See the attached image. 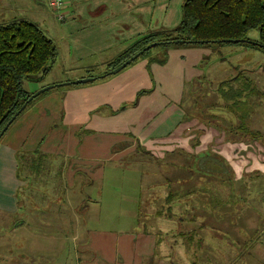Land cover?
<instances>
[{"label":"crops","instance_id":"obj_1","mask_svg":"<svg viewBox=\"0 0 264 264\" xmlns=\"http://www.w3.org/2000/svg\"><path fill=\"white\" fill-rule=\"evenodd\" d=\"M183 1L67 0L65 20L56 19L55 22L61 26L68 50L65 55H60L57 50V59L62 56L65 68L79 67L77 62L90 60L91 77L88 78H93L92 71L102 67L105 72L107 65L139 36L176 27L181 20ZM45 3L47 0H0V26L25 20L39 28L47 21L38 13L40 7L45 8ZM50 23L56 26L53 21ZM208 54L209 50L204 48L154 52L127 65L112 78L92 81L90 86L71 89L58 98L57 95H45L35 101L0 139L1 218L21 219L17 212L18 194L25 183H32V180L27 182L18 178L17 161L21 157L40 154L45 159H60L63 177H66L62 182L70 189L78 184L73 183L77 176L84 177L82 174L90 175V172L99 176V162L103 159L124 156L137 146L155 157L178 148L199 154L202 157L200 168L208 162L206 168L215 171L227 164L234 174L231 200L235 204L231 210L230 240L217 232L208 233L213 240L223 242L227 260L211 258L217 248L203 244L196 257L193 255L192 259L188 255L192 260H179L183 264H264V212L256 207L254 183H248L249 175L255 171L264 179V158L255 154L250 143L227 142L221 132L196 119H184V95L201 71L202 58ZM149 59L165 60V63L149 62ZM142 91L146 93L137 97ZM80 131L85 134L78 137ZM197 131H200L199 135ZM196 141L198 145L194 146ZM51 168H43L42 173L48 174ZM246 177L250 179L246 180ZM250 188L252 191L249 192ZM237 189L242 191L239 193ZM263 198L260 199L261 207ZM250 213L251 218L256 217L259 221L254 229L243 223ZM160 219L173 224L172 220ZM162 226V223H156V232L151 228L122 236L104 232L107 238L99 240L102 245L98 247L94 233L86 230L88 241L80 250L102 257V264H146L148 260V264H170L168 255L159 254V248L162 252L175 249L172 246L170 249L166 241L161 242L160 247L159 232H170ZM79 227V224L73 225L72 235H76ZM105 248L110 250L109 256Z\"/></svg>","mask_w":264,"mask_h":264},{"label":"rangeland","instance_id":"obj_2","mask_svg":"<svg viewBox=\"0 0 264 264\" xmlns=\"http://www.w3.org/2000/svg\"><path fill=\"white\" fill-rule=\"evenodd\" d=\"M45 5L44 9L42 7L38 9L40 10L38 13L47 18V21L39 25V28L46 37L52 40L60 55H65L68 48L63 31L59 23L55 22L56 17L48 4L45 3ZM51 21L56 26L51 25ZM57 30L60 31V35ZM248 37L255 41L258 39V32L252 30ZM203 48L209 50V54L202 58L201 71L191 86L193 91L196 90L193 95L196 97L197 103L222 107L226 100L232 102V96H223L220 93L221 90L215 91V89L221 82L232 79L238 75L239 71H243L245 76L252 80L254 88L261 92L258 98L253 97L246 101V113H248L246 125L248 129L260 132L264 139V53L237 45H211ZM161 50V46L153 47L151 53ZM71 62L73 63V61ZM77 64H80L79 67L65 68L61 56L47 76L38 81L24 80L22 88L33 94L46 86H51L47 84L57 82L54 85L59 86L38 97L36 100L38 101L45 95H57L58 98L63 92L93 84L92 82L73 83L90 76V60H83ZM103 72L104 68L97 67L91 74L97 75ZM114 75L101 76L102 78L94 80V82L107 80ZM231 83L223 84L222 91L223 88L236 87V80L233 85ZM198 89H205L203 96H199ZM188 95L189 91L186 90L183 102L185 107L191 105L192 102ZM216 112L220 116L229 117L222 109H218ZM234 114L237 116L236 113ZM250 144L255 154L259 153L260 159H263L264 148L255 142H250ZM137 147L124 156L103 159L99 162V176H93L95 172L93 174L90 172V175L82 174L84 177L77 176L73 183L78 184L70 189L63 185L62 181L66 177H63L60 159H45L39 155L21 159L29 164L33 177L32 186L23 188L18 194L20 202L18 201L17 212L20 220L11 221V219L0 216V264H87L88 262L102 264L100 260L103 259L102 257L98 258V255L95 256L91 252L90 255L81 253V245L88 241L86 230L94 233L95 245L98 247L102 245L99 240L107 238L103 234L104 232L116 233V236L139 230L150 231L151 228L153 232H156V229L158 230L156 223H162L163 229L170 230V234L159 232L160 247L161 242L166 241L170 245V249L171 246L175 248L166 252H162L159 248L160 255H168L170 264H183L184 262L179 259H193L195 243L190 245L192 250L189 253L190 258L189 254L185 253L184 240L178 237L179 232L189 231L190 225L180 224L175 220L171 222L173 224H170L154 216L155 211L160 209L161 200L167 192L166 187L162 188L163 183H173V179H176L179 174L177 173L178 167L174 168L170 164L172 162L177 165L181 164V157L166 158L164 155H158V157L145 155ZM206 165L205 169H207ZM49 166H52L51 171L48 174L42 173V169L45 167L49 169ZM19 173L21 176L25 174L23 166ZM245 179L250 178L246 177ZM251 179L248 183H254L256 207L264 212V205L261 207L260 202V199L264 197V179L262 177H252ZM215 185L218 186L216 183ZM217 190L222 193L223 197L229 193V189L222 186ZM244 190L245 193L246 189L244 188ZM237 191L240 193L242 190L237 189ZM250 191L252 188L249 189ZM70 200L75 202L70 203ZM63 216L65 217L60 218ZM258 222L256 217L251 218L250 213L248 219H245L243 223L246 227L254 229L255 224L256 227L259 224ZM74 224L80 226L76 230V235H72ZM200 236L204 246L210 245L217 248V252L213 251L212 255L210 254L211 258L227 260V251L223 252L226 248L223 242L213 240L207 231L202 232ZM107 250L109 256L110 250L104 249L105 252ZM148 263L149 260L146 264Z\"/></svg>","mask_w":264,"mask_h":264},{"label":"trees","instance_id":"obj_3","mask_svg":"<svg viewBox=\"0 0 264 264\" xmlns=\"http://www.w3.org/2000/svg\"><path fill=\"white\" fill-rule=\"evenodd\" d=\"M252 30L258 32V39L255 41L248 37ZM177 41H184V43H177ZM225 41L230 42L225 43ZM153 43H160L156 47L161 46L162 52L173 48L237 45L264 53V0H184L181 6V20L176 27L158 29L139 36L113 62L107 65L104 73L95 75L93 78L98 80L108 76L111 70ZM151 50L152 48L137 56L129 65L140 58L148 57ZM56 59L55 44L36 25L25 20H19L0 26V132L32 95V93L23 90L22 81L41 80L49 74ZM149 62L164 64L165 60L149 59ZM235 80L236 87L229 89L222 87V91L221 86L223 84L232 82L233 85ZM193 84L190 83V87H187L191 95V105L182 106L185 111V120L196 119L198 123L221 132L227 142H255L264 148L262 134L248 129L246 125L248 116L246 101L253 97L258 98L261 92L254 88L252 80L247 78L243 71H239L236 77L221 82L215 89V91L221 90L220 93L223 96H232V102L226 100L222 107L213 104L210 106L199 105L193 95L196 91L192 90L193 87L191 88ZM205 89L197 90L199 96H203ZM48 92L46 91L29 101L16 119L38 97ZM144 93L146 92H140L137 97ZM133 104L135 105L136 102ZM218 109H222L229 117L215 113ZM81 134H85V132L80 131L78 137ZM196 134L199 135L200 131H197ZM196 145H198L197 141L194 146ZM137 148L145 155H150L140 146ZM38 155L46 158L43 155ZM175 156L181 157V164L177 165L172 162L170 165L174 168L178 167L177 173L179 174L176 179H173V183H163L162 188L166 187L167 192L161 200L160 209L155 211L154 216L190 225L191 229L179 232L178 237L184 240L186 254L192 251L190 245L195 243L196 250L193 253L196 257L195 255L203 243L200 236L202 232H217L223 234L227 240L231 238V222L233 220L231 210L232 205H235L231 200L234 174L227 164L224 165V168L216 169V171L200 168L199 161L202 157L199 154L187 153L182 149L164 153L166 158ZM23 158L25 157H21L17 161L18 178L28 182L33 180V177L28 162L21 161ZM22 166L25 173L23 176L19 173ZM249 176L252 178L262 175L255 171ZM181 181H185V183H180ZM25 185L24 189L31 187L32 183H25ZM221 186L229 189L226 197H223L222 193L217 190Z\"/></svg>","mask_w":264,"mask_h":264},{"label":"water","instance_id":"obj_4","mask_svg":"<svg viewBox=\"0 0 264 264\" xmlns=\"http://www.w3.org/2000/svg\"><path fill=\"white\" fill-rule=\"evenodd\" d=\"M230 41H225V43H229ZM177 43H184V41H177ZM217 44H219V42H216ZM160 43H153L148 45L143 51L139 52L137 55H135L134 57H132L131 59L125 61L124 63H122L121 65H119L117 68L111 70L108 75H114L117 74L118 72H120L122 69H124L127 65H129L137 56H139L140 54H142L143 52L158 46ZM95 78H86V79H81V80H77L75 82H73L74 84H83V83H87V82H92L94 81ZM59 85H51V86H46L42 89H40L39 91L33 93L29 99L27 100L26 103H24L21 108L18 110V112L9 120V122L6 124V126L2 129V131L0 132V138L2 137V135L5 133V131L8 129V127L13 123V121L16 119V117L25 109L27 103L29 101H31L32 99L36 98L37 96H39L40 94L51 90L54 87H57Z\"/></svg>","mask_w":264,"mask_h":264},{"label":"built area","instance_id":"obj_5","mask_svg":"<svg viewBox=\"0 0 264 264\" xmlns=\"http://www.w3.org/2000/svg\"><path fill=\"white\" fill-rule=\"evenodd\" d=\"M47 4L58 21L65 20L64 9L66 8L67 0H47Z\"/></svg>","mask_w":264,"mask_h":264}]
</instances>
